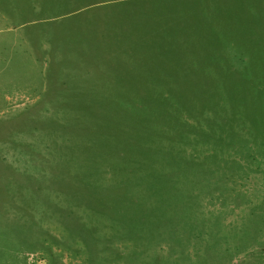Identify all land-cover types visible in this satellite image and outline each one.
Returning a JSON list of instances; mask_svg holds the SVG:
<instances>
[{
  "label": "rangeland",
  "instance_id": "1",
  "mask_svg": "<svg viewBox=\"0 0 264 264\" xmlns=\"http://www.w3.org/2000/svg\"><path fill=\"white\" fill-rule=\"evenodd\" d=\"M105 1L0 0V264H264V151L188 109L264 71V0H155L125 44Z\"/></svg>",
  "mask_w": 264,
  "mask_h": 264
},
{
  "label": "trees",
  "instance_id": "2",
  "mask_svg": "<svg viewBox=\"0 0 264 264\" xmlns=\"http://www.w3.org/2000/svg\"><path fill=\"white\" fill-rule=\"evenodd\" d=\"M234 76L229 78V74H220L219 83L213 84V82L209 81V84L205 83L203 88H192V92L194 91L201 99L188 103L190 107L188 109H196V111L202 109L200 113L202 112L205 115V124L208 121V126H206L208 128L205 129V132H207V135L215 136L217 141H227L223 142L227 146L235 145L234 143L239 146L240 144L253 142L259 147V150L264 151V71L252 72L244 70L237 72ZM212 78L213 76L211 75L209 80ZM162 95L164 96L163 93ZM233 122H236V124L233 125ZM150 123L156 125L155 128L158 129L165 125V123L160 124V122L155 121H150ZM238 126H243L242 130H234ZM166 139L169 142L164 146H171L173 136H167ZM138 140H140L141 145L144 144L148 147V150L144 151L145 154H148L146 155L148 158H145L146 167L156 168L161 163L172 167L179 165L176 162L180 161L177 153L171 155L172 157L168 159L164 157L165 160L160 161L159 159L163 154V145H155V140L154 144L151 143L147 136ZM158 150L161 155L160 153L158 154ZM190 162H195L193 157L190 158ZM165 179L167 181H165L166 191L169 189L168 193L175 195V198L179 196V190L175 186L177 185L175 178L173 177L171 181L168 178ZM154 180H156L155 176L149 179L148 182L154 183ZM167 201L168 199H165L164 204H167ZM156 207L158 206H154L153 209H156ZM144 212L142 211L144 218L151 217V213L145 214ZM154 214L157 215L159 213ZM138 223L141 222L139 221Z\"/></svg>",
  "mask_w": 264,
  "mask_h": 264
},
{
  "label": "crops",
  "instance_id": "3",
  "mask_svg": "<svg viewBox=\"0 0 264 264\" xmlns=\"http://www.w3.org/2000/svg\"><path fill=\"white\" fill-rule=\"evenodd\" d=\"M154 2L155 0H106L104 2L107 13L110 14L112 10L114 31L121 33L124 37L121 39L122 43L125 44V33L132 30L137 32L139 25L144 27L153 19L151 10L155 7ZM120 38L116 37L115 41H119Z\"/></svg>",
  "mask_w": 264,
  "mask_h": 264
}]
</instances>
